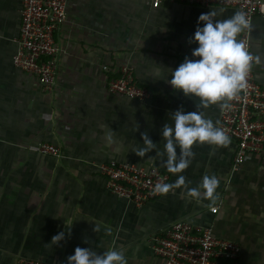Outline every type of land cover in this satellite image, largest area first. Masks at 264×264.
Wrapping results in <instances>:
<instances>
[{
  "label": "crops",
  "instance_id": "obj_1",
  "mask_svg": "<svg viewBox=\"0 0 264 264\" xmlns=\"http://www.w3.org/2000/svg\"><path fill=\"white\" fill-rule=\"evenodd\" d=\"M20 9L21 0H0V264L20 257L67 264L77 246L98 253L115 247L127 264H163L153 238L177 220L210 226L238 243L239 264H264V152L249 153L233 171L232 139L226 147L197 143L189 167L173 174L155 150L144 157L132 151L143 146L142 132L163 150L161 129L172 123L170 113L181 106L194 111L199 103L166 81L170 69L191 58L197 45L187 41L199 15L222 10L217 19H226L238 10L169 0L158 6L150 0H68L55 33L57 72L47 90L13 63ZM250 37L260 57L253 74L264 87V15L253 17ZM122 65L148 90L145 100L108 91ZM220 108L202 109L217 126ZM105 126L114 131L112 142ZM44 141L59 155L40 153ZM109 160L156 167L168 174L167 183L183 175L189 188L215 175L219 198L196 200L175 188L137 206L107 189L99 167ZM62 231L65 239L53 245L52 236Z\"/></svg>",
  "mask_w": 264,
  "mask_h": 264
},
{
  "label": "built area",
  "instance_id": "obj_2",
  "mask_svg": "<svg viewBox=\"0 0 264 264\" xmlns=\"http://www.w3.org/2000/svg\"><path fill=\"white\" fill-rule=\"evenodd\" d=\"M164 0H150L158 6ZM199 6L233 7L246 13L252 26L253 17L264 15V0H169ZM68 0H21V23L16 37L13 63L23 71L34 74L43 89H50L57 72L59 47L55 33L66 19ZM251 27L241 33L250 51ZM254 54V53H253ZM255 62V61H254ZM253 62V64H254ZM109 72V65H102ZM247 87L238 97L229 101L230 107L220 108L218 127L224 129L236 143L232 170L240 168L249 153L264 152V87L253 74L247 77ZM110 93L145 100L148 90L141 86L132 68L122 65L116 76L107 82ZM38 151L45 155H59V148L50 142H41ZM107 189L114 195L140 206L159 197L153 193L156 183H167L169 176L156 167L109 160L99 167ZM240 247L233 240L217 236L210 226L177 220L153 238V253L163 264H239ZM15 264H57L20 257Z\"/></svg>",
  "mask_w": 264,
  "mask_h": 264
},
{
  "label": "clouds",
  "instance_id": "obj_3",
  "mask_svg": "<svg viewBox=\"0 0 264 264\" xmlns=\"http://www.w3.org/2000/svg\"><path fill=\"white\" fill-rule=\"evenodd\" d=\"M221 13L222 10L210 9L199 15L195 31L187 41L197 45L191 51V58L185 56L178 67L170 69L171 78L166 80L185 97L199 99L195 110L185 112L181 106L170 113L172 123H165L161 129L163 150L157 148L147 132L141 133L143 146L132 149L139 157L155 150L156 156L163 159L173 174H180L189 167L195 156L192 150L195 144L226 147L231 143L227 132L207 118L202 109L211 105L230 107L228 102L236 99L247 87L253 62L260 60L250 51L247 41L239 39L240 34L251 27L246 13L236 11L226 19H217ZM105 127V139L112 142L114 131ZM218 187L219 179L215 175L205 174L198 187L194 188L188 187L183 175H177L173 183H156L153 193L165 195L175 188H184L186 195L193 199H208L215 203L219 198ZM99 230L100 225L94 224L93 231ZM64 239L65 232L62 231L52 236L51 242L59 245ZM67 264H127V259L124 251L115 247L98 253L90 247L77 246L74 254L67 257Z\"/></svg>",
  "mask_w": 264,
  "mask_h": 264
},
{
  "label": "rangeland",
  "instance_id": "obj_4",
  "mask_svg": "<svg viewBox=\"0 0 264 264\" xmlns=\"http://www.w3.org/2000/svg\"><path fill=\"white\" fill-rule=\"evenodd\" d=\"M224 238V237H223ZM226 239H228V238H226Z\"/></svg>",
  "mask_w": 264,
  "mask_h": 264
}]
</instances>
